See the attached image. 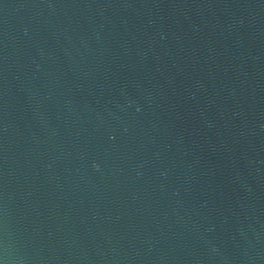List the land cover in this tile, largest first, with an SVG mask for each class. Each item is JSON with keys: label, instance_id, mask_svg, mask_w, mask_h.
<instances>
[{"label": "water", "instance_id": "water-1", "mask_svg": "<svg viewBox=\"0 0 264 264\" xmlns=\"http://www.w3.org/2000/svg\"><path fill=\"white\" fill-rule=\"evenodd\" d=\"M0 264H264V0H0Z\"/></svg>", "mask_w": 264, "mask_h": 264}]
</instances>
